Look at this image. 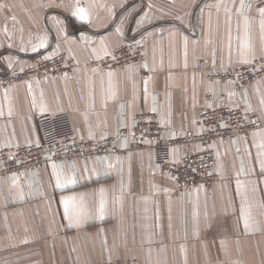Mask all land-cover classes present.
Masks as SVG:
<instances>
[{
	"label": "crops",
	"instance_id": "1",
	"mask_svg": "<svg viewBox=\"0 0 264 264\" xmlns=\"http://www.w3.org/2000/svg\"><path fill=\"white\" fill-rule=\"evenodd\" d=\"M8 2L0 9V74L60 55L75 67L71 77L47 85L18 84L9 95L0 90V148L34 142L33 119L45 113L70 112L93 140L113 131L116 120L130 126L138 113L158 106L180 133L194 131L197 112L209 98L238 105L232 84L201 74L200 62L215 57L221 66L243 64L241 51L249 62L264 53L258 9L246 12L241 0ZM78 8L88 21L73 14ZM45 36L46 46L38 47ZM245 41L248 48L242 47ZM128 44L145 46L140 65L113 70L111 77L93 65ZM261 99L264 77L241 102L259 122L251 137L213 142L220 180L211 188L179 190L170 174L158 170L152 150L133 151L122 165L113 159L110 169L106 159L95 168L78 161L77 174L68 168L65 175L77 182L63 188L56 186L52 162L40 168L39 177L22 172L4 179L0 264H93L117 255L140 264H264ZM101 187L107 201L102 220ZM65 197L87 209L81 223L69 225L64 217Z\"/></svg>",
	"mask_w": 264,
	"mask_h": 264
},
{
	"label": "built area",
	"instance_id": "2",
	"mask_svg": "<svg viewBox=\"0 0 264 264\" xmlns=\"http://www.w3.org/2000/svg\"><path fill=\"white\" fill-rule=\"evenodd\" d=\"M83 0H55L58 5ZM248 5H251L249 8ZM9 6L8 0H0V9ZM264 7V0H247L245 11ZM145 46H121L112 55L95 61V67L109 72L118 68L140 65L145 58ZM115 57V58H113ZM214 60V62H213ZM75 61L65 55L39 61L26 69H12L0 74V90L9 95L18 84L34 88L54 80L72 76ZM201 74L216 82L231 83L238 105L228 106L221 99L209 98L197 112V127L180 133L173 125L172 116L164 119L161 108L138 113L130 126L117 124L100 140L85 137L78 129L70 112L45 113L33 119L35 141L32 143L9 142L0 148V182L13 174L34 173L39 177L40 168L47 162L55 163L65 176L68 168L77 174L78 161L96 167L98 159L120 164L133 151L152 150L159 171L170 174L177 188L190 192L195 186L211 188L220 177L216 171L217 160L213 142L217 139L238 143L249 139L259 122L243 105L249 87L264 77V53L243 64L221 66L213 57L210 63L201 61ZM126 141V143H125ZM74 165V167H73ZM62 166V167H61ZM93 264H140L136 258L117 255Z\"/></svg>",
	"mask_w": 264,
	"mask_h": 264
},
{
	"label": "snow or ice",
	"instance_id": "3",
	"mask_svg": "<svg viewBox=\"0 0 264 264\" xmlns=\"http://www.w3.org/2000/svg\"><path fill=\"white\" fill-rule=\"evenodd\" d=\"M244 7H245V5L243 3V0H241V8L243 9ZM248 7L250 8L251 5H248ZM258 13L260 16L259 27H260V31H261V39L264 40V8H259ZM73 14L78 16V18L81 21H88V19H89L88 15L86 14V12L83 8H78ZM244 23H245V33L247 36V31H248V26L250 24V21L247 18H245ZM117 31H119V29ZM46 44H47V37L45 36L40 40L38 47L43 48L46 46ZM242 47L248 48L249 43L247 41H245L243 43ZM33 50L34 51L37 50V46H34ZM105 54H108L106 49H105ZM244 55H245L244 52L241 51V57H242L241 62L242 63H249V61L246 58H244ZM113 58H115V57H113ZM213 62H214V60H213ZM108 75H109V77H111L112 73L109 72ZM261 104L264 105V99H261ZM152 110H153V112L156 111L155 108H153ZM0 115H2V113H0ZM9 115H11V112H9ZM253 135H256V133H253ZM125 143H126V141H125ZM259 147L261 149H264V143H261L259 145ZM105 159H107V158H105ZM117 160H119V157H117ZM73 167H74V165H73ZM112 167H113V165L111 163L107 164V168L110 169ZM57 168H58V166L55 163H53L52 169H53V174L56 177V186L58 188H63V187H65L66 184H75L77 182L75 176H73L71 178L66 177L63 175L62 172H57ZM261 170H262V172H264V161L261 162ZM238 187H239V184H238ZM121 190H123V189H121ZM98 191L100 193V201H99L97 212H98L99 218L102 220L105 216V213H106L107 201H106L105 196H104L105 189L103 187H101ZM21 197H23V192H21ZM75 199H76L75 197L62 198V203H63V207H64V217L69 221V225H72L73 223H75V224L81 223L83 221V219L89 214L87 209L83 206L82 203L79 205H77L75 203ZM241 214H242V218H243L244 228L247 230L249 228V219H248L247 215L244 214L243 208L241 210ZM194 215H195V213H194ZM26 242L27 241H25V243Z\"/></svg>",
	"mask_w": 264,
	"mask_h": 264
},
{
	"label": "bare ground",
	"instance_id": "4",
	"mask_svg": "<svg viewBox=\"0 0 264 264\" xmlns=\"http://www.w3.org/2000/svg\"><path fill=\"white\" fill-rule=\"evenodd\" d=\"M72 120H73V118H72Z\"/></svg>",
	"mask_w": 264,
	"mask_h": 264
},
{
	"label": "rangeland",
	"instance_id": "5",
	"mask_svg": "<svg viewBox=\"0 0 264 264\" xmlns=\"http://www.w3.org/2000/svg\"><path fill=\"white\" fill-rule=\"evenodd\" d=\"M252 86V85H251ZM154 153V152H153Z\"/></svg>",
	"mask_w": 264,
	"mask_h": 264
}]
</instances>
